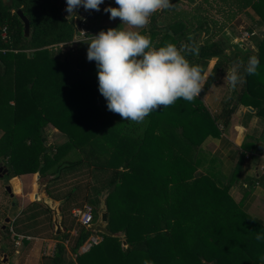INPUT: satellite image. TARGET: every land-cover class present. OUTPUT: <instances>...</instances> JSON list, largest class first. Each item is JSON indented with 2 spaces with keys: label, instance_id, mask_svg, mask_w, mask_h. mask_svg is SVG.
<instances>
[{
  "label": "trees",
  "instance_id": "1",
  "mask_svg": "<svg viewBox=\"0 0 264 264\" xmlns=\"http://www.w3.org/2000/svg\"><path fill=\"white\" fill-rule=\"evenodd\" d=\"M63 2L0 0V161L9 169L8 178L38 171L51 176L49 194L65 199L61 206L64 233L50 231V211L38 208L36 202L29 207L33 211L16 220V233L58 239L52 257H46L48 264H143L145 260L151 264H264V239H255L257 233L264 236V219L246 210L254 177L247 178V186L241 188L244 196L236 201L229 192L234 172L220 180L211 174L212 168H197L199 157L194 151L208 135L219 133V116L210 113L200 96L192 102L178 99L150 113L138 134V123L107 109L99 92L96 62L87 59L88 32L84 38L77 32L82 25L87 29L93 19L110 14L104 12L106 7L118 5L104 0L100 11L80 7L68 15ZM171 3L170 9L154 13L139 31L150 36L157 48L168 42L178 47L194 44L198 55L186 58L205 71L215 60L201 94L238 57L256 55L257 71L264 72V36L255 52L244 54L229 53L226 42L218 38L228 22L248 7L264 20V0ZM18 10L29 19L27 36ZM189 35L193 40H188ZM251 76L246 75L244 94L256 99V112L264 118V93L251 89ZM243 101L238 94L237 100L226 102L224 126ZM50 122L67 133L64 143L47 142L45 127ZM76 177L83 180L62 189V184ZM103 193L108 228L125 233L129 245H122L119 237L103 235L98 244L80 252L92 232L69 219L71 209L89 203L95 221ZM45 226L46 233L34 230ZM74 226L76 234L71 236ZM67 239L69 248L64 243Z\"/></svg>",
  "mask_w": 264,
  "mask_h": 264
},
{
  "label": "clouds",
  "instance_id": "2",
  "mask_svg": "<svg viewBox=\"0 0 264 264\" xmlns=\"http://www.w3.org/2000/svg\"><path fill=\"white\" fill-rule=\"evenodd\" d=\"M104 0H66V11L71 15L83 7L100 11ZM118 7L108 6L110 19L119 18L127 29L109 28L90 35L87 59L95 61L99 92L107 101V109L122 119L143 123L145 118L160 108L175 104L178 99L187 102L200 96L205 84V69L191 63L187 54L198 55L193 45L165 43L152 45L150 36L142 34L150 17L157 11L170 9L171 0H115ZM188 40H193L189 35ZM259 67L256 55L247 62L237 61L225 75L230 88L235 90L245 83L246 75H255ZM256 240L264 239L257 233ZM264 260V256L261 257ZM143 264H151L145 260Z\"/></svg>",
  "mask_w": 264,
  "mask_h": 264
},
{
  "label": "crops",
  "instance_id": "3",
  "mask_svg": "<svg viewBox=\"0 0 264 264\" xmlns=\"http://www.w3.org/2000/svg\"><path fill=\"white\" fill-rule=\"evenodd\" d=\"M184 1L186 2L187 0ZM63 6L65 10L66 0H64ZM100 18L101 17L93 19L89 23L87 29L83 25L81 26L82 29H84L83 30L84 35L85 32L87 31L88 32L87 37H90V35H94L90 33H94V32L98 33L99 31L102 30L103 27L106 26V25H102L101 22L94 23L96 20ZM122 26L125 29H127L128 27L127 25H122ZM263 36H264V20L261 18L260 14L253 7H248L243 12H241L235 18H233L231 21L228 22L227 27L220 33L218 38L226 42V44L228 45L227 51L229 53L233 51V53L239 52L241 54H244V53L255 52L257 49L256 43ZM82 38L84 37L82 36ZM247 60L248 58L245 57H238L236 59L231 60V64L224 66L218 72L217 79L209 86L207 90H205L203 94H200V98L203 104H205V106L208 108L210 113L212 115L219 116L217 120V127L219 133L218 134L212 133L211 135H208L204 140H202L201 148H199L198 151H194V153H196V155L199 157V163L197 167L198 170L204 171V169L214 168V170L224 171L225 175L227 176L228 175L230 176V174L234 172L235 179L233 180L230 186L229 192L236 199L240 195L243 198L244 194L241 188L247 186L248 184L247 178L254 177L255 181L253 183V189L245 200L247 204L246 209L248 212L251 213L260 212L263 215L258 217L264 219V202L260 200L261 198L264 199V118L260 117L259 114H257L256 112L258 108L257 105L253 103V100L256 99L252 100L250 96L244 94L245 83H243L242 85H238L235 90H232L227 80L225 79L226 72L231 67L235 66V63L237 61H243L246 63ZM214 63H215L214 59L210 61V64L205 71V80L211 73ZM263 81H264V72L257 71L255 75L251 76V85H250L251 89L258 88L257 92L263 95L264 93V85L262 86ZM238 94L243 95V99L249 103H246L244 101L238 102L234 112L230 117L229 124L227 126H224V123L222 121L224 106L226 102L230 100L233 101L237 100ZM116 120L118 121V119ZM140 125L141 123L139 124V127ZM142 126L145 127L144 122L142 123ZM143 130L140 131L141 134ZM205 155L207 156L206 158L204 157ZM213 164L215 166H213ZM27 174L31 175V173H26V175ZM16 177L17 176H15V178ZM36 178L37 177L35 174V180L26 179L27 181L25 180V182L23 183L22 187L27 188L31 181L30 184L32 186H29L31 187L29 193L27 191L20 193L22 191V187H18V190H14L15 192H18L20 194L19 196L21 198V201L23 202L22 205L26 206V209L24 207V209H22L15 217H13V219L9 215L3 216L0 223H3V221L7 216L10 217L11 219L9 223L10 224L9 232L10 230L16 232L14 226L16 220L20 216H23L25 213H28L29 211H33V208L32 209L29 208L33 205V203L30 205L28 201L33 200V202H35L34 194H35ZM63 185L65 184H62V187ZM64 202L61 204V206L64 204ZM38 205H39L38 208L39 207L45 208L40 204ZM76 207H80V206H73L72 209ZM44 214H49V213L45 212ZM69 219L70 220L73 219L75 220V222H79L75 217L72 216V212L69 215ZM51 226H52V216H51ZM34 230L37 233H46L47 231H49L47 226L41 229L35 227ZM50 231L53 232V226ZM65 231H66V227H65ZM11 234H13V232H11L10 235ZM75 234H76V226H74L70 230L71 236ZM27 236H31L36 240V242L31 244L30 239H25L27 245L25 249H23V251L20 249L21 251L19 252L20 254L19 258L20 259L21 257L23 258L22 264H48L50 261L49 258H51L52 255L49 256V258H46L45 260L42 257H46V256L40 257L39 252H40L41 240L52 241V239H55L56 240L55 244H56L58 239L53 237H43L41 234H38L36 236L33 235H27ZM8 243L10 244V242ZM22 243L23 241L18 244L21 245ZM64 243L67 246V248H69V243H70L69 239L65 240ZM55 244H54V249H55ZM35 246L37 252L33 254ZM7 252L9 255V261L7 262V264L15 262L16 257L14 255L16 253L12 252L9 247L7 248ZM68 252L71 253L69 250Z\"/></svg>",
  "mask_w": 264,
  "mask_h": 264
},
{
  "label": "rangeland",
  "instance_id": "4",
  "mask_svg": "<svg viewBox=\"0 0 264 264\" xmlns=\"http://www.w3.org/2000/svg\"><path fill=\"white\" fill-rule=\"evenodd\" d=\"M66 7H67V4L65 6V12H66V14L70 15L66 11ZM73 14L74 13H72L71 15H73ZM81 15H83V13H81ZM100 17L101 18L96 20L94 23L101 22L102 25H106L105 27L102 28V30H104V31H107L109 28H118L121 25V23H122V21L119 18H116L115 20L110 19L109 18L110 14L101 15ZM121 27L123 28L122 25H121ZM83 30L84 29H82V27H79L78 30H77L78 34L84 35ZM96 33L97 32L90 33V34H94L95 35ZM115 119L116 118H114V121H117ZM143 129H144V127L142 126V123H141V125L139 127V130H138V134H141L140 131H142ZM45 131H46V133L48 135V141H47L48 143L52 142L53 144L60 145V144L64 143L67 140V133L63 132L61 129L57 128L51 122L46 125ZM2 133H3V129L0 128V136L2 135ZM201 144H202L201 142H200V144H198L199 148H201ZM204 157L206 158L207 156L205 155ZM2 163L5 164L4 162H2ZM213 166H215V165L213 164ZM204 170H208V169H204ZM210 170L212 172L211 174H213V175L216 174L220 180H223V179L225 180V179L229 178V175L228 176L225 175V172L222 171V170L218 171V170H214V168H212ZM35 174H36L35 172H31V175H28V174L26 175V173H23V174L16 175L17 176L16 178H15V176H13L11 178H8V175H6V177L2 178V179L0 177V222H1L2 218H3V216L9 215L13 219V217H15L22 209H24V207L26 209V206L22 205L23 202L21 201V198L19 196L20 194L18 192H15L14 188L15 187H22L23 183L25 182L26 179L27 180L28 179H31V180L34 179L35 180ZM232 174H231V176H232ZM50 177L51 176H45V175H40V177H39L40 180H42V182L44 184L46 183L47 190H48V184H49V181H50ZM81 180H83V179H78V177H76L74 179L72 178V179L68 180L67 183H65L66 186L63 185L62 189H67V188L71 187V185H75ZM30 183H31V181H30ZM30 183H29V186H32ZM7 185H11L12 190L14 191V194H15L14 197L17 198V202L14 205H11L12 197L10 196V192L7 191V189H6ZM29 186L27 188L22 187V191L20 193H23L25 191H27L29 193L30 190H31V187H29ZM35 192H36V183H35ZM101 197H103L105 199V193L101 194L100 198ZM233 198L236 201H240L242 196L240 195L237 199L233 196ZM31 199H33V198H31ZM260 200H262L264 202L263 198H261ZM28 203H30V205H31L33 203V200L28 201ZM12 204H13V202H12ZM251 214H253L255 216L257 215V217L263 215L260 212H253ZM261 220H263V219H261ZM11 232H12V230H10L9 233H11ZM31 238H30L31 244L36 242V240L34 238H32V239ZM17 240L18 239L16 237L14 238L13 234H11V235H9V237L6 236L3 239V241H2V245L4 247H6V248L9 247L12 252L16 253L14 255L16 257L15 258L16 261L13 262V263H9V264H22L23 263V258L22 257H21V259L19 258V256H20L19 252L21 250L23 251V249H25V247L27 245V242H26L25 239H23L22 240L23 243L21 245H19V244H17ZM55 241H56L55 239H52V241L41 240V246H40V252H39L40 257H42V256L49 257V256H51L53 254ZM8 242H10V244ZM121 244H122V242H121ZM35 252H37L36 251V246L34 247L33 254H35ZM73 256H75V255H73ZM46 257H42V258H44V260H45Z\"/></svg>",
  "mask_w": 264,
  "mask_h": 264
},
{
  "label": "water",
  "instance_id": "5",
  "mask_svg": "<svg viewBox=\"0 0 264 264\" xmlns=\"http://www.w3.org/2000/svg\"><path fill=\"white\" fill-rule=\"evenodd\" d=\"M18 14L24 22V31L25 35L29 34L30 23L27 16L23 14L21 10H18ZM8 167L0 163V177L8 174ZM36 192L34 194V200L36 203L48 209L52 216V226L53 232L55 235H60L64 233L65 227L63 225V216L61 211V204L65 201L64 198L58 199L49 194L46 183L44 184L42 180H40V172H36ZM7 191L13 194V190L11 185L6 186ZM14 190H18V187H15ZM10 217L5 218V223L0 225V264H7L9 261V255L7 252V248L2 245V241L5 238V234L7 233V224L10 223ZM89 229L95 233H101L102 235L116 236L122 239V244L124 246H128V242L125 238V233L123 232H112L108 228V210L105 203V199L101 197V201L98 208V216L95 221L89 224ZM204 262H206L204 260ZM206 264H215L214 262H209Z\"/></svg>",
  "mask_w": 264,
  "mask_h": 264
},
{
  "label": "built area",
  "instance_id": "6",
  "mask_svg": "<svg viewBox=\"0 0 264 264\" xmlns=\"http://www.w3.org/2000/svg\"><path fill=\"white\" fill-rule=\"evenodd\" d=\"M72 216L75 217L81 224L85 225L89 228V224L93 222V207L89 203H85L81 207H76L72 209ZM13 237L17 238V244L21 243L23 239H30L31 236H27L25 234H19L14 231ZM92 233L88 237V239L85 241V243L80 247V252L87 251L92 245L98 244L103 239V235L101 233H95L91 231Z\"/></svg>",
  "mask_w": 264,
  "mask_h": 264
},
{
  "label": "flooded vegetation",
  "instance_id": "7",
  "mask_svg": "<svg viewBox=\"0 0 264 264\" xmlns=\"http://www.w3.org/2000/svg\"><path fill=\"white\" fill-rule=\"evenodd\" d=\"M0 163L3 164L2 161H0ZM3 165L7 166L6 164H3ZM8 170H9V169H8ZM6 175H9V173L6 174ZM6 175H4L3 177H1V179H2V178H5ZM14 195H15V194H14V191H13V194L10 193V196L12 197L11 205H14V204L17 202V198L14 197ZM12 202H13V204H12ZM3 223H5V220L3 221ZM1 224H2V223H0V225H1ZM9 226H10V224L8 223V224H7V233L5 234V237H6V236L9 237V235H10V233H9Z\"/></svg>",
  "mask_w": 264,
  "mask_h": 264
}]
</instances>
